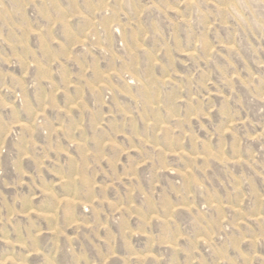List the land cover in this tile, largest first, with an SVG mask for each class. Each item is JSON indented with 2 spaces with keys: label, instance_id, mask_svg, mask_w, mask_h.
<instances>
[{
  "label": "rangeland",
  "instance_id": "374dc122",
  "mask_svg": "<svg viewBox=\"0 0 264 264\" xmlns=\"http://www.w3.org/2000/svg\"><path fill=\"white\" fill-rule=\"evenodd\" d=\"M0 264H264V0H0Z\"/></svg>",
  "mask_w": 264,
  "mask_h": 264
}]
</instances>
